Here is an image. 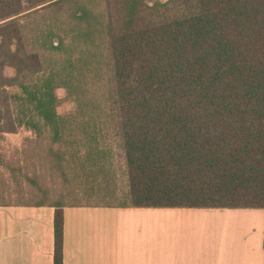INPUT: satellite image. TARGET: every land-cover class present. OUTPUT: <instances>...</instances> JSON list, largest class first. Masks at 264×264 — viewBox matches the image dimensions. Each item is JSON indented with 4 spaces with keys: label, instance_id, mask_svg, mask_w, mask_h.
Returning <instances> with one entry per match:
<instances>
[{
    "label": "trees",
    "instance_id": "obj_1",
    "mask_svg": "<svg viewBox=\"0 0 264 264\" xmlns=\"http://www.w3.org/2000/svg\"><path fill=\"white\" fill-rule=\"evenodd\" d=\"M1 125L33 146L0 207L55 209L54 264L68 207L264 210V0H0Z\"/></svg>",
    "mask_w": 264,
    "mask_h": 264
},
{
    "label": "crops",
    "instance_id": "obj_2",
    "mask_svg": "<svg viewBox=\"0 0 264 264\" xmlns=\"http://www.w3.org/2000/svg\"><path fill=\"white\" fill-rule=\"evenodd\" d=\"M64 264H264L262 209L68 207ZM55 209L0 207V264H54Z\"/></svg>",
    "mask_w": 264,
    "mask_h": 264
},
{
    "label": "rangeland",
    "instance_id": "obj_3",
    "mask_svg": "<svg viewBox=\"0 0 264 264\" xmlns=\"http://www.w3.org/2000/svg\"><path fill=\"white\" fill-rule=\"evenodd\" d=\"M15 75L14 70L8 69L6 71L7 77H13ZM59 96L63 98L65 93L63 91H59ZM74 110V104L71 102H66L62 104L58 112L60 115H67L70 114ZM4 125L0 126V159H3L9 166L12 167L16 174L22 167H26L29 165L25 160L27 158L26 151L28 150L29 146H33L30 144L31 139H33V133L26 128H19L14 133H7L3 132L2 128ZM35 160L33 163L30 162V165H35ZM49 178V177H48ZM46 185L49 188H54L56 192L58 190V182L48 179ZM12 186V183H11ZM14 201L17 203L18 201L24 203H33L35 202L34 198H30V196H26V199H17V195H13ZM70 203H73L69 201ZM69 203V204H70Z\"/></svg>",
    "mask_w": 264,
    "mask_h": 264
}]
</instances>
